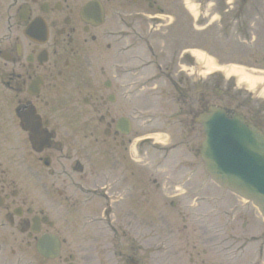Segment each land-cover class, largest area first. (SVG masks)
<instances>
[{"label":"flooded vegetation","instance_id":"obj_1","mask_svg":"<svg viewBox=\"0 0 264 264\" xmlns=\"http://www.w3.org/2000/svg\"><path fill=\"white\" fill-rule=\"evenodd\" d=\"M193 2L204 15L239 11L244 41L255 17L264 48V0ZM185 3L0 0V264H264V222L253 204H169L178 222L175 233L159 234L161 254L150 249V223L134 227L135 183L144 195L150 168L135 175L131 128L119 119L131 125L134 97L155 88L141 72L161 67L167 32L191 15ZM180 56L176 48L174 64ZM162 72L181 88V69ZM92 196L106 201L98 216L84 211Z\"/></svg>","mask_w":264,"mask_h":264},{"label":"rangeland","instance_id":"obj_2","mask_svg":"<svg viewBox=\"0 0 264 264\" xmlns=\"http://www.w3.org/2000/svg\"><path fill=\"white\" fill-rule=\"evenodd\" d=\"M189 6L194 20H197V28L192 29L187 19L178 22L177 27L175 26L167 32L166 43L163 46L164 55L160 57L162 67L151 64L141 72L143 76L141 79L146 76L155 79L154 81L157 83L155 88H143L134 97L135 112L131 128L134 141L130 153L144 152L146 161L150 159L152 164L153 162L158 164L163 161L165 167L158 171L149 169L151 180L149 189L147 192L145 191L144 195L141 194V186L137 183L138 180L136 181L133 191L134 197L131 198L132 202L130 203L134 204L133 211L136 217L134 227L142 231L140 221L143 218L150 223L149 234L156 237L155 240L151 241L150 249L159 254L164 253L162 251L163 247L158 244L159 234L169 231L176 232L174 223L178 221L175 220L176 214L174 208L169 205L171 204L170 201H174V204H187L192 197V191L198 189L199 195H205L200 197L199 204H245L244 201L228 191L213 185L203 171L198 154H194V150L199 147L203 138V131L200 125L193 122V117L207 104H216L220 106L227 105V107L237 110L246 117L248 112L245 107H248L251 110L253 109V112L256 110L261 112L264 118V95L261 94L264 93V62L261 60L264 56V48H260L254 39V30L257 29L255 17L252 18L251 23L253 40L243 41L239 11L229 10L223 16H203L195 11V6ZM210 7L208 6L206 9L208 10ZM250 14L254 15V12L248 9L247 15ZM171 19L172 17L167 18V20ZM174 39L177 47H174ZM176 48L178 50L182 49L183 56L178 57V63L174 64L172 58ZM185 49L189 51L184 53ZM194 52L202 54L206 64L208 62L213 64L214 70L212 73H206V64L204 65L195 58ZM232 66L248 73L257 80L254 87L243 84L234 75H226L220 69ZM180 68H182L183 83L181 88L178 87L176 91L172 82L164 80L162 71H172L174 75V72H177ZM187 72L188 74H186ZM186 76L196 80V85H191L190 78L186 79ZM212 77L215 79L214 82H221L218 89L227 88L225 96L217 97L213 94L211 90V84L213 83L210 82ZM179 90H182V92ZM231 94L234 95L235 100L228 105L227 102ZM237 104L241 106L239 105L236 108L235 105ZM78 135H81V133L78 132ZM95 135L99 136L100 134L95 133ZM147 135H152L156 140H161L165 144L159 143L157 145L159 147L156 148L157 146L148 141H140L141 138ZM163 147L165 150L162 149ZM163 153L165 154L163 155ZM143 163L144 161L141 160L134 161L135 175H140L138 172L149 168L147 167L148 162H145L144 165ZM189 169H193L194 172L186 183L184 194L171 196L168 191L165 193L160 187L161 184L166 182L164 180L179 179ZM39 196L44 200H51L47 197L44 198L42 193ZM50 196L52 197V194ZM103 203V200L93 196L85 203L84 211L91 216L98 215L100 204ZM144 204L146 206L151 205V213L143 216L139 212V206ZM158 204L166 205L161 206L162 209H160ZM159 213L165 216L164 221L167 222V231L160 229ZM101 264H106L105 260H102Z\"/></svg>","mask_w":264,"mask_h":264},{"label":"water","instance_id":"obj_3","mask_svg":"<svg viewBox=\"0 0 264 264\" xmlns=\"http://www.w3.org/2000/svg\"><path fill=\"white\" fill-rule=\"evenodd\" d=\"M200 113L204 170L219 185L251 200L264 218V134L242 116L217 107Z\"/></svg>","mask_w":264,"mask_h":264},{"label":"bare ground","instance_id":"obj_4","mask_svg":"<svg viewBox=\"0 0 264 264\" xmlns=\"http://www.w3.org/2000/svg\"><path fill=\"white\" fill-rule=\"evenodd\" d=\"M195 57L201 61V63H204V65L206 64L204 56L200 53H196L194 52ZM206 73L210 72V70H212L214 68L212 63H207L206 65ZM226 75H234L238 81L242 82L243 84L250 86L252 84H254L257 80H255L253 77H251L248 73H244L243 71H240L239 69H236L235 67H224V68H220Z\"/></svg>","mask_w":264,"mask_h":264},{"label":"clouds","instance_id":"obj_5","mask_svg":"<svg viewBox=\"0 0 264 264\" xmlns=\"http://www.w3.org/2000/svg\"><path fill=\"white\" fill-rule=\"evenodd\" d=\"M251 87H254V84H252ZM261 94L264 95V93H261Z\"/></svg>","mask_w":264,"mask_h":264}]
</instances>
